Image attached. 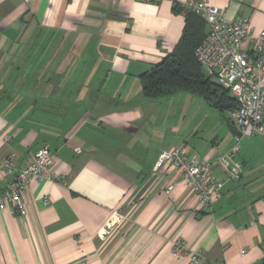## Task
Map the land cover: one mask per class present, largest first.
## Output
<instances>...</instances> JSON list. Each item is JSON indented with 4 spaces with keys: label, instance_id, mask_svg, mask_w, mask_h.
I'll return each mask as SVG.
<instances>
[{
    "label": "crops",
    "instance_id": "crops-1",
    "mask_svg": "<svg viewBox=\"0 0 264 264\" xmlns=\"http://www.w3.org/2000/svg\"><path fill=\"white\" fill-rule=\"evenodd\" d=\"M205 1L264 31V0ZM184 24L170 0H0V161L15 154L24 169L42 147L54 158L52 178L25 189L24 214L0 212V264H186L171 255L176 238L201 264L262 263L264 133L241 139V177L209 211L177 171L153 170L180 145L199 159L234 146L217 127L200 139L195 117L186 138L183 92L142 96L140 75ZM11 180L0 175V191Z\"/></svg>",
    "mask_w": 264,
    "mask_h": 264
},
{
    "label": "built area",
    "instance_id": "built-area-1",
    "mask_svg": "<svg viewBox=\"0 0 264 264\" xmlns=\"http://www.w3.org/2000/svg\"><path fill=\"white\" fill-rule=\"evenodd\" d=\"M170 1L183 17L191 13L203 20L207 31L195 48L194 57L212 81L234 99L236 109L230 113V119L241 136H234V146L228 153L208 155L203 159L190 154L183 145L163 151L153 170L177 171L181 181L195 196L197 210L209 211L217 202L224 182L238 181L241 177L240 164L234 160L241 139L263 133L264 31L255 33L247 19L225 20L219 10L205 0ZM53 166L54 158L47 147L37 150L24 169L16 168L15 154L0 161V175L12 176L11 182L0 191V212L9 210L13 214H24L25 189L31 182L51 179ZM170 251L172 257L186 264H201V252L187 248L182 238L173 240Z\"/></svg>",
    "mask_w": 264,
    "mask_h": 264
},
{
    "label": "trees",
    "instance_id": "trees-1",
    "mask_svg": "<svg viewBox=\"0 0 264 264\" xmlns=\"http://www.w3.org/2000/svg\"><path fill=\"white\" fill-rule=\"evenodd\" d=\"M173 7L179 13V9ZM184 20L182 35L173 51L149 72L140 75L142 96L157 100L183 92L201 98L220 112H233L234 99L212 81L194 57L195 48L206 35L203 20L191 13Z\"/></svg>",
    "mask_w": 264,
    "mask_h": 264
},
{
    "label": "rangeland",
    "instance_id": "rangeland-1",
    "mask_svg": "<svg viewBox=\"0 0 264 264\" xmlns=\"http://www.w3.org/2000/svg\"><path fill=\"white\" fill-rule=\"evenodd\" d=\"M181 94H185L182 95L181 97H179V99L177 100V107H179V113L178 116H180V113H182V106H184L183 108V112H184V116L183 119L181 120V124H182V128L184 129V133L189 135V141L192 139H190L191 135H193V130H192V119L193 117L197 118V121L201 123V128L199 130H197L198 132H196L197 136H200L201 138H206L208 137V132L207 130H214L216 127V130H220L223 129L224 130H228L227 127V120H230L232 122V120L230 119V116L228 117L226 113H224V117L220 116V113H218V111H216L215 109L209 107L201 98L196 97V96H192L189 95L187 93H181ZM187 96H189V98H192L193 100H200V110L198 111V107L194 104V103H185V100L187 98ZM182 101V102H181ZM183 104V105H182ZM177 111V112H178ZM229 115V114H228ZM197 116V117H196ZM215 118V119H214ZM211 127H215L214 129H211ZM219 128V129H218ZM192 130V131H190ZM263 133H264V127H263ZM188 139V136L186 137ZM245 138V137H243ZM187 141V140H186ZM113 220H111L110 222H112Z\"/></svg>",
    "mask_w": 264,
    "mask_h": 264
},
{
    "label": "water",
    "instance_id": "water-1",
    "mask_svg": "<svg viewBox=\"0 0 264 264\" xmlns=\"http://www.w3.org/2000/svg\"><path fill=\"white\" fill-rule=\"evenodd\" d=\"M226 123H227V127H228L229 132L233 136H237V137L241 136L240 132L237 130V128L233 125V123L230 120H227Z\"/></svg>",
    "mask_w": 264,
    "mask_h": 264
}]
</instances>
